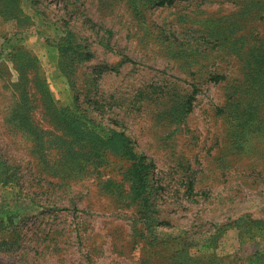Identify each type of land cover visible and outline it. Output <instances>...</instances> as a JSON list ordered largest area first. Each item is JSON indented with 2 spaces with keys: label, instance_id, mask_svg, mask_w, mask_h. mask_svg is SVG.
<instances>
[{
  "label": "rangeland",
  "instance_id": "rangeland-1",
  "mask_svg": "<svg viewBox=\"0 0 264 264\" xmlns=\"http://www.w3.org/2000/svg\"><path fill=\"white\" fill-rule=\"evenodd\" d=\"M0 264H264V0H0Z\"/></svg>",
  "mask_w": 264,
  "mask_h": 264
},
{
  "label": "trees",
  "instance_id": "trees-1",
  "mask_svg": "<svg viewBox=\"0 0 264 264\" xmlns=\"http://www.w3.org/2000/svg\"><path fill=\"white\" fill-rule=\"evenodd\" d=\"M163 2H170V1H160L159 4H162ZM17 69V68H16ZM18 70V69H17ZM26 95V93H24ZM110 135L107 139L112 145V148L115 151L122 152V154H130L132 158H134V152L132 150V147L130 145V140L125 135V133L122 131H117L114 129H110L109 131ZM136 167L133 168V178L132 181L133 187L136 188L137 191H143L146 188V179L148 172L145 171V167L141 165V163H138V165H135Z\"/></svg>",
  "mask_w": 264,
  "mask_h": 264
}]
</instances>
